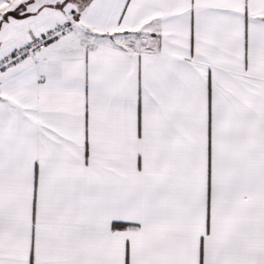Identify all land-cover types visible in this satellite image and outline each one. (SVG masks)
<instances>
[{"label":"snow or ice","instance_id":"snow-or-ice-1","mask_svg":"<svg viewBox=\"0 0 264 264\" xmlns=\"http://www.w3.org/2000/svg\"><path fill=\"white\" fill-rule=\"evenodd\" d=\"M0 264H264V0H0Z\"/></svg>","mask_w":264,"mask_h":264}]
</instances>
